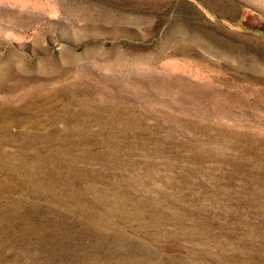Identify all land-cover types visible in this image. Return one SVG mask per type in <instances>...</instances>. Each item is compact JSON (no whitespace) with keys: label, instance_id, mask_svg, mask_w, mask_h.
I'll return each instance as SVG.
<instances>
[{"label":"rangeland","instance_id":"374dc122","mask_svg":"<svg viewBox=\"0 0 264 264\" xmlns=\"http://www.w3.org/2000/svg\"><path fill=\"white\" fill-rule=\"evenodd\" d=\"M1 110L0 264H264V0H0Z\"/></svg>","mask_w":264,"mask_h":264},{"label":"bare ground","instance_id":"6f19581e","mask_svg":"<svg viewBox=\"0 0 264 264\" xmlns=\"http://www.w3.org/2000/svg\"><path fill=\"white\" fill-rule=\"evenodd\" d=\"M34 102L35 101H30V102H26V106H27V112H29V114L31 115L33 113V109H34ZM14 113V111H9V110H1L0 111V128L5 127V125L8 122H11L13 120V116L12 114ZM30 117V116H29ZM28 119V118H27ZM30 119V118H29ZM26 120V119H25ZM15 121H19V119L15 120ZM23 121V120H22ZM22 123V122H21ZM8 125V124H7Z\"/></svg>","mask_w":264,"mask_h":264}]
</instances>
